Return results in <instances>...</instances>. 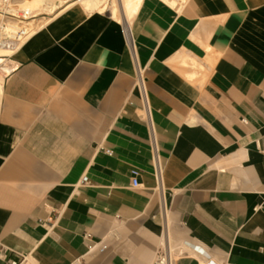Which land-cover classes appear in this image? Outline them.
I'll return each instance as SVG.
<instances>
[{
	"label": "crops",
	"instance_id": "1",
	"mask_svg": "<svg viewBox=\"0 0 264 264\" xmlns=\"http://www.w3.org/2000/svg\"><path fill=\"white\" fill-rule=\"evenodd\" d=\"M112 1L5 58L0 264H264V0Z\"/></svg>",
	"mask_w": 264,
	"mask_h": 264
},
{
	"label": "bare ground",
	"instance_id": "2",
	"mask_svg": "<svg viewBox=\"0 0 264 264\" xmlns=\"http://www.w3.org/2000/svg\"><path fill=\"white\" fill-rule=\"evenodd\" d=\"M21 1L23 2V0ZM65 1L66 0H29L25 3V5H23L22 2L20 3V1L12 0L13 5L17 8L15 7L10 8V12L17 15L20 18H23V17H28L29 15L32 14L31 10L29 9L30 7L43 4L40 6L47 5L45 10H47L48 12H52L59 5L63 4ZM108 1L109 0H84V1L82 0V2H84L83 4H85L88 8L97 7L101 11L107 9ZM112 2L114 5V10L118 12L119 15H121V13H123V15H125V13L128 15H131L138 8L140 0H121V2L120 0H113ZM18 5H20L23 9H20ZM41 10L43 9L41 8ZM19 22H24V21H20L17 17H6L4 16V14L0 13V27L6 24V26L14 32L16 29H22L20 33L13 34V38L15 40L19 39L20 40L19 44L21 45L39 26L36 27L35 23L29 21L23 24L22 27H19ZM14 51H15V46H13L12 44L0 46V73L1 74L5 75L11 70V66H9L7 63L6 64L4 63L5 61L4 56L11 55L14 53Z\"/></svg>",
	"mask_w": 264,
	"mask_h": 264
},
{
	"label": "built area",
	"instance_id": "3",
	"mask_svg": "<svg viewBox=\"0 0 264 264\" xmlns=\"http://www.w3.org/2000/svg\"><path fill=\"white\" fill-rule=\"evenodd\" d=\"M12 2L11 0H0V13L4 14V16L6 17H17V18H20L18 17L17 15L11 13V12H7L5 11V3L6 2ZM20 20V19H19ZM22 21V20H20ZM23 25H19V27H22ZM22 31V29H16L15 32L10 30L6 24L2 25L0 27V46H5V45H13L15 46V49L20 46V40H15L13 38V34H17V33H20ZM125 31H126V34H127V38H128V41L129 43H131V31H130V26L128 24V22L125 24ZM106 152L111 154L112 151L109 150V149H106ZM138 174H139V171L134 169L132 170V184L133 186H137L139 185V181H138ZM155 174H156V178L158 180L159 183H161L162 181V170L160 168V166L157 164L156 165V168H155ZM89 182L88 180V176L85 175L83 176V178L81 179V184H87ZM49 223L48 220L42 222V224H47ZM4 251L3 248H0V255H2V252ZM23 260L25 259V256H23ZM175 262V257L172 253V250H170L169 248H165V247H160L157 251H156V254H155V258H154V261H153V264H174ZM21 262H17V261H12V260H7L6 264H20ZM73 264H80V261L77 260L76 262H74Z\"/></svg>",
	"mask_w": 264,
	"mask_h": 264
},
{
	"label": "rangeland",
	"instance_id": "4",
	"mask_svg": "<svg viewBox=\"0 0 264 264\" xmlns=\"http://www.w3.org/2000/svg\"><path fill=\"white\" fill-rule=\"evenodd\" d=\"M11 1H12V0H11ZM17 1H20V3L22 2L21 0H17ZM27 1H29V0H23L22 4L25 5V3H26ZM40 5H43V4H40ZM40 5L30 7L29 9L31 10L32 14L29 15L28 17L18 18V19L24 21V22H19V25H23V24H25V23H27V22H29V21H33V20L39 21L38 17H34L33 15L36 14V13H39V12H45V11L48 12L47 10H45V8H46V6H47L46 4H44V5H46V6H40ZM27 6H28V5H27ZM10 7H11V8H14V7H15V6L13 5V2H10ZM18 7H19L20 9H23L20 5H18ZM28 7H29V6H28ZM43 7H44V8H43ZM0 8H1V6H0ZM15 8H17V7H15ZM41 8H42L43 10H41ZM37 9H38V11H37ZM39 9H40V10H39ZM118 17H119V15H118ZM129 22H131V20H129ZM33 23H34V22H33ZM35 25H36V27H37V26H40V22H39V23L35 22ZM37 28H38V27H37ZM9 56H10V55H9ZM6 57L9 58L8 55H7V56H4V58H6ZM4 63H5V64L7 63L9 66H11V63H10L9 60H5Z\"/></svg>",
	"mask_w": 264,
	"mask_h": 264
}]
</instances>
